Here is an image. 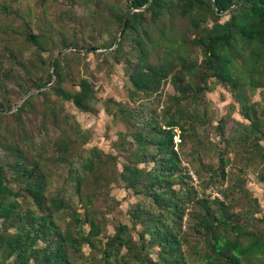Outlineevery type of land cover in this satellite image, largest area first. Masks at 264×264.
I'll list each match as a JSON object with an SVG mask.
<instances>
[{
    "label": "trees",
    "instance_id": "16d2710c",
    "mask_svg": "<svg viewBox=\"0 0 264 264\" xmlns=\"http://www.w3.org/2000/svg\"><path fill=\"white\" fill-rule=\"evenodd\" d=\"M238 1L96 0L93 18L103 23L90 27L109 37L92 44L77 24L58 49L50 31L22 21L34 52L0 56V149L11 155L0 158V264H264V217L246 179L258 166L264 182V106L252 99L264 86V0L217 13ZM74 2L63 1V22L77 18ZM93 47L102 52L80 49ZM90 52L122 63L132 85L133 104L113 101L128 127L117 153L81 151L79 122L51 99L96 113V89L74 68ZM168 80L176 91L164 96ZM215 84L244 119L228 130L230 114L222 116L217 137L208 130ZM111 182L134 196L130 222L116 216Z\"/></svg>",
    "mask_w": 264,
    "mask_h": 264
},
{
    "label": "rangeland",
    "instance_id": "374dc122",
    "mask_svg": "<svg viewBox=\"0 0 264 264\" xmlns=\"http://www.w3.org/2000/svg\"><path fill=\"white\" fill-rule=\"evenodd\" d=\"M63 1L64 0H0V4L2 2L6 5H10L9 14L0 10V56L8 47H14L25 57L30 56L34 52V49L29 46L22 35V21L24 19L33 22L36 32L39 30L50 31V33L55 36V47L57 49L60 46L59 41L61 35L72 33L73 26L77 24L82 25L84 35L92 44H99L109 37L108 33L98 35V30H93L90 27L93 23H96L99 29L103 23L102 20H99L100 18H93V13L97 9L96 0H75L74 9L77 18L67 22H63L59 17L60 10L65 8ZM105 7L107 10V6ZM195 49L197 48H193V50ZM95 52H102V49ZM197 52H199V50H197ZM74 68L77 74L88 77L96 89L99 97L96 113L93 114L80 111L71 102L63 101L55 95L51 96L52 101L59 105L63 104L65 113H70L79 122V126L84 132V137L79 143L81 151L86 152L89 148L98 146L106 151L117 153V150L113 149V145L119 139V133H126L128 127L113 101L130 102L132 85L129 81L127 69L122 63H116L113 56H98L94 52L88 53L86 58H83L82 61H76V63H74ZM175 91L173 83L168 80L163 84L160 93L165 96L167 94H173ZM136 97L139 98L138 96ZM208 97L211 101V115L213 118L212 123L208 125V130L211 135L217 137L215 127L218 124V120L226 114H230L228 130L236 121L244 120L240 113L238 103L234 101L233 95L226 86L222 84L213 85V89L208 92ZM252 99L253 101L260 102V104L264 106V86L255 90L252 94ZM20 101L17 105L21 104ZM38 103L39 102H37V105ZM130 104L133 103L130 102ZM13 108L15 109L16 107L14 106ZM231 155L232 157L235 156L233 153ZM0 158L2 160H11V155L0 149ZM185 165L188 167L189 174H191V172L194 174L195 178L192 177V180L197 184L199 182V177L196 171L191 165ZM246 179L247 187L251 191L253 197L258 198L261 204L260 211L257 212L256 215L258 217H264V182L259 178L258 166L247 170ZM110 186L111 194L116 196L119 200L116 216L125 222H130L127 211L135 201L134 196L129 194L124 187L118 184L111 182ZM207 192H212L213 195L219 193L215 188L211 187L207 189ZM248 207L249 205L246 202H242L238 206V209H245ZM108 216L110 219L114 217L112 213H109ZM108 227L112 231V225L110 224Z\"/></svg>",
    "mask_w": 264,
    "mask_h": 264
},
{
    "label": "water",
    "instance_id": "95a60500",
    "mask_svg": "<svg viewBox=\"0 0 264 264\" xmlns=\"http://www.w3.org/2000/svg\"><path fill=\"white\" fill-rule=\"evenodd\" d=\"M245 1H246V0L238 1V2L235 3L234 5L229 6V7L225 8V9H223V10H217V13H218L219 15L225 14V13L229 12L231 9H233L234 7H237V6L241 5V4H242L243 2H245ZM213 6H214L215 9H217V5H216L215 2L213 3ZM136 10H137V9H132V10L129 12V14H128L126 20H125V23H124V25H123V28H122V30L120 31L119 36H118V38H117V40H116V42H115L114 47H116L117 44L119 43V41L121 40V38H122V36H123V33H124V31L126 30V28H127L128 20H129L131 14H132L134 11H136ZM80 49H81V50H87V51H98V50H99L98 48H94V47H93V48H89V49H84V48H80ZM68 50H69L68 48H67V49H64V50L59 54V56L62 55V54H64V53H65L66 51H68ZM55 62H56V59L53 61V65H52V71H53V74H54V66H55ZM55 79H56V76H55V74H54V79H53L52 83L55 81ZM50 84H51V83H50ZM50 84H47V85H45V86H43V87H40V88H37V89H33V90H31L30 92H28V93L24 96V98L20 101V103H21L23 100H25L27 97H29L31 94L36 93V92H39V91H42V90H44V89H47V88L50 86ZM13 109H14V108H11V109H9V110H6V109H1V110H2L3 112H11V111H13Z\"/></svg>",
    "mask_w": 264,
    "mask_h": 264
},
{
    "label": "built area",
    "instance_id": "2783aa9c",
    "mask_svg": "<svg viewBox=\"0 0 264 264\" xmlns=\"http://www.w3.org/2000/svg\"><path fill=\"white\" fill-rule=\"evenodd\" d=\"M190 175H191L193 178H195V177H194V174H193L192 172H191ZM216 195L219 196V197H221V195H220L219 193H216Z\"/></svg>",
    "mask_w": 264,
    "mask_h": 264
}]
</instances>
